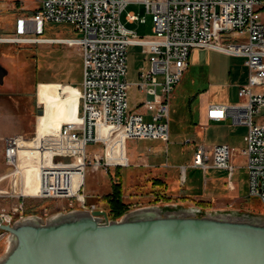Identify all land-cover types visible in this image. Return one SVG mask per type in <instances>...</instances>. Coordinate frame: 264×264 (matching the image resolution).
Returning <instances> with one entry per match:
<instances>
[{
    "label": "built area",
    "instance_id": "2783aa9c",
    "mask_svg": "<svg viewBox=\"0 0 264 264\" xmlns=\"http://www.w3.org/2000/svg\"><path fill=\"white\" fill-rule=\"evenodd\" d=\"M131 3L144 6L151 16L152 35L139 36L123 22L122 15ZM263 11L264 0H41L33 15L18 18L16 37L0 38V43L64 44L79 47L82 53L78 120L63 124L58 140L44 138L39 142L37 150L43 159L38 165L35 197L75 199L86 208L82 191L90 164L106 171L128 167V140L168 142L171 98L188 68L190 54L194 49H211L244 58L248 68V82L238 91L242 101L210 106L208 119L229 117L233 124L247 127L240 153L248 173V197L264 207V115L255 119L264 109ZM124 18L131 24L146 23V17L134 11L126 12ZM47 22L72 24L78 37L45 38ZM132 45L150 54V67L141 71L136 83L144 99L134 109L129 108L126 79L128 48ZM4 77L5 72L2 83ZM22 142L17 135L5 138L8 166H17ZM57 145H69L72 150H58ZM89 146L100 147V152L89 154ZM234 159L235 148L228 145H196L191 167L203 172L224 171L231 186ZM186 168H181L182 183ZM76 175L80 177L77 188L73 185ZM23 217L21 201L10 213L0 212V227ZM6 235L0 229V240Z\"/></svg>",
    "mask_w": 264,
    "mask_h": 264
},
{
    "label": "rangeland",
    "instance_id": "374dc122",
    "mask_svg": "<svg viewBox=\"0 0 264 264\" xmlns=\"http://www.w3.org/2000/svg\"><path fill=\"white\" fill-rule=\"evenodd\" d=\"M41 7V0H0V38L15 36V23L18 18L33 15ZM134 11L146 17V24L133 25L139 36L151 34L152 18L146 14L144 6L131 3L122 15ZM264 15V11H263ZM45 38L69 39L78 35L74 26L69 23L47 22L44 25ZM134 46V45H133ZM130 47V46H129ZM140 49H128V103L134 109L142 100L136 88L137 74L140 67ZM82 53L79 47L56 45L47 43H0V67L5 70L3 84H0V178L12 174L0 181V212L10 213L19 202H24V217L37 215L47 219L59 212H69L75 209L103 210L110 216V208L104 200L111 193L112 185L119 181L123 184V201L129 210L145 207L162 208H195L205 212L241 214L244 212L253 215H264V207L255 199L248 197V173L245 168V158L241 155L244 143L235 144V172L232 179L233 189H230L226 172L210 171L207 175L201 170L192 168L189 164L194 151L191 149L196 143L193 132L185 129V124L175 120L171 113L170 139L162 140H128L127 154L152 156L166 162L163 170L171 185L180 187L182 164L186 167V186L195 192L203 193L195 200L180 202L179 197H168L169 193L164 188H155L152 179L158 173H140L134 166L106 171L103 168H94L90 164L85 175V185L82 194L86 198V208H82L77 200L38 198L36 192L39 188L38 165L43 157L31 158L33 167L18 170L17 166H8L4 158V140L8 136L17 135L22 139L19 154L33 152V143L38 135L37 124L41 127L58 128L75 116L66 101L67 94H74L76 87L81 82ZM199 73V72H197ZM192 75L184 77L176 93L172 95L171 109L177 106L179 116L187 112L183 103V95L192 94L194 85L191 83ZM196 77H199L198 74ZM203 79V78H202ZM197 79L195 89H203L204 82ZM51 101V102H50ZM44 114L39 116L38 111ZM264 115V109L255 119ZM177 116V119H179ZM100 152V147L89 146L88 153ZM19 161V159H18ZM21 164V162L19 161ZM155 169V168H154ZM142 171V170H141ZM139 174V175H138ZM30 176V179L28 178ZM24 189H30L22 190ZM8 194H24L19 199ZM21 200V201H20ZM176 206V207H175ZM112 219V218H111ZM7 235L0 240V256L6 248Z\"/></svg>",
    "mask_w": 264,
    "mask_h": 264
},
{
    "label": "water",
    "instance_id": "95a60500",
    "mask_svg": "<svg viewBox=\"0 0 264 264\" xmlns=\"http://www.w3.org/2000/svg\"><path fill=\"white\" fill-rule=\"evenodd\" d=\"M0 229L8 233L0 264H264V215L248 212L154 206L115 220L75 209Z\"/></svg>",
    "mask_w": 264,
    "mask_h": 264
},
{
    "label": "crops",
    "instance_id": "0c3cea01",
    "mask_svg": "<svg viewBox=\"0 0 264 264\" xmlns=\"http://www.w3.org/2000/svg\"><path fill=\"white\" fill-rule=\"evenodd\" d=\"M123 19L127 27L134 31L136 30L131 28L130 26L142 25L138 23L131 24L126 22L125 18ZM15 30H16V23H15ZM152 33H153V25L151 26L150 35H152ZM56 45H64V44H56ZM133 47L134 49L135 47L140 49L139 54L141 60L139 62L140 67L138 69V74H137L139 80V75L141 71L148 70L150 67V63H149L150 54L145 52L140 46L132 45L129 48L133 49ZM192 73L194 76H192L191 78V83L194 85V92L192 94L181 96V98L184 99L183 103L187 106V112L185 113V115H183V118H181L179 116V110L177 109V106L171 109V105H170V123H171V113H172L173 116H176L175 120L185 124L186 130H188L189 132H193L196 138L195 141L196 143L191 148L193 151H195L196 145H205L208 148H212L215 145L224 144L232 148H235V144H237V142H242L244 143L245 146V136L247 134L246 126L233 124L229 117H227L223 121H214L208 119L210 106L236 104L242 101V99L239 98L238 96V91L241 86L245 85L248 82V76H249V71L247 66L245 65L244 58L233 57L228 54L211 49H194L190 54L188 61V68L185 71L182 80L184 79V77H188L192 75ZM197 74L199 77H196ZM81 78H82V66H81ZM197 79L203 80L204 82L203 89H195L198 81ZM180 84L181 83H179L175 88L173 95L176 93ZM141 96L143 100L144 95L141 94ZM78 97H79V89L77 87H76V92L74 94L66 95V101L71 103L70 108L72 112L75 114V116H73L70 119L71 121L65 123H74L78 120V112H79ZM142 100H140L136 104V106H138ZM177 116H179V119H177ZM62 125H60L58 128H54L51 126L41 127L39 124H37L38 137L37 139H34L33 152L31 154L28 153L27 155H24V153L18 154V159L23 165L24 169L28 167H33V165L31 164L32 157H36L37 159L38 157H42L39 155L37 150L38 149L37 146L39 145V142L41 140H43L44 138H51L53 140H58L59 138L58 131ZM70 148L71 147L68 146L57 147L58 150H65V151L72 150ZM192 160H193V156H191L188 165L191 166ZM129 161H130V166L131 165L134 166L137 170L140 171V173L149 175L150 173H152L153 170H155L156 171L155 173L160 174L152 179V185L155 188H164L165 190H167L169 193L168 197L171 196L179 197L180 202H182L183 200L185 201L195 200V197L201 196L203 194V193L195 192L193 188L186 186L187 183L186 177H185V182L184 183L181 182L180 187L171 185V182L167 179V173L164 172L163 170L164 166H166L167 163L160 162L159 158H157L155 155H152L150 157L143 155H138L134 157L132 155ZM181 166L186 167L187 165L182 164ZM210 171H217V170H209L207 172H203V171L202 172L204 173V175H207ZM8 177L10 176H4L0 178V181L5 180ZM28 178L30 179L29 175ZM157 180L161 181L163 187L159 186L158 183H156ZM79 181H80V177L76 175L75 178H73V185L75 188H77ZM229 187L230 189H233L232 182H231V186ZM22 190L29 191L30 189H24L23 187Z\"/></svg>",
    "mask_w": 264,
    "mask_h": 264
},
{
    "label": "trees",
    "instance_id": "16d2710c",
    "mask_svg": "<svg viewBox=\"0 0 264 264\" xmlns=\"http://www.w3.org/2000/svg\"><path fill=\"white\" fill-rule=\"evenodd\" d=\"M159 186L163 187L161 181L157 180ZM123 184L122 182L114 183L112 185V191L105 197V201L108 203L110 208V216L112 219H120L127 211L129 207L123 201Z\"/></svg>",
    "mask_w": 264,
    "mask_h": 264
},
{
    "label": "bare ground",
    "instance_id": "6f19581e",
    "mask_svg": "<svg viewBox=\"0 0 264 264\" xmlns=\"http://www.w3.org/2000/svg\"><path fill=\"white\" fill-rule=\"evenodd\" d=\"M68 147H70V146L68 145ZM68 151H70V150H68ZM39 155L42 156V154H39ZM17 168H18V170H23L24 169L23 165L20 164L19 161H17Z\"/></svg>",
    "mask_w": 264,
    "mask_h": 264
}]
</instances>
